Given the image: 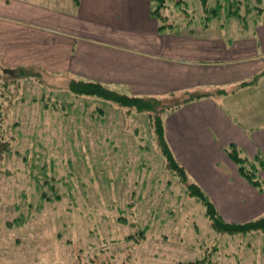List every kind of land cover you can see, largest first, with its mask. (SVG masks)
Here are the masks:
<instances>
[{"label": "rangeland", "instance_id": "374dc122", "mask_svg": "<svg viewBox=\"0 0 264 264\" xmlns=\"http://www.w3.org/2000/svg\"><path fill=\"white\" fill-rule=\"evenodd\" d=\"M179 4L174 13L192 9L195 24L214 9L210 20L264 21V0ZM5 42L0 31V264H264V230L216 224L263 217L264 182L253 194L225 179L232 172L221 169L224 160L214 171L219 156L170 147L184 181L164 154L157 121L165 127L186 95L161 98L148 111L77 94L59 72L11 58ZM19 67L26 71H8ZM250 161L246 171L260 169Z\"/></svg>", "mask_w": 264, "mask_h": 264}, {"label": "crops", "instance_id": "0c3cea01", "mask_svg": "<svg viewBox=\"0 0 264 264\" xmlns=\"http://www.w3.org/2000/svg\"><path fill=\"white\" fill-rule=\"evenodd\" d=\"M155 7L154 0H0V31L11 58L31 59L69 83L79 77L150 97L204 94L164 118L170 147L219 156L214 171L224 160L221 169L232 172L225 179L255 190L228 149L262 160L263 185L264 21L204 19L188 32L162 29Z\"/></svg>", "mask_w": 264, "mask_h": 264}, {"label": "trees", "instance_id": "16d2710c", "mask_svg": "<svg viewBox=\"0 0 264 264\" xmlns=\"http://www.w3.org/2000/svg\"><path fill=\"white\" fill-rule=\"evenodd\" d=\"M156 2V7L154 9V14L162 21L163 26L161 27L166 28V29H179L178 31L181 30V28H185L186 32H188L187 29L190 28V26L195 24V17L196 15L194 14L195 12L192 9H185L183 8V12L181 14H187L186 16H183L181 14H176L174 13L175 10L178 9V6H180V2L184 1V0H176V4L177 7L175 6H167V2L168 0H154ZM204 6H206L207 4L205 2ZM170 11V13H168V11ZM206 12H207V8H205ZM212 14V18H217L216 14H217V10L214 9ZM264 16V8L262 13H260V17ZM207 13L206 16L203 17L202 15V20H210V18ZM240 17V16H239ZM190 25V26H189ZM18 70H22V73H24L26 71V67H19V69L16 70H8L9 72H13V71H18ZM14 73V72H13ZM38 73V72H36ZM70 89L77 93V94H86V95H92V96H98V97H102L106 100H110L113 102H116L118 104H120L121 106H125V107H131V108H136L139 110H148L151 111L156 105H159V102L161 101V98L164 97H150V96H139V95H134V94H124V93H120L117 92L111 88H109L108 86H106L105 84L98 82V81H87V80H83V79H74L70 82ZM204 94H200V93H193V92H188L186 94V97L182 99V102L178 103L177 105L173 106L170 108V110L172 109H176L178 108L180 105L185 104L187 102L193 101L196 98H199L200 96H202ZM157 131L159 133V137H160V141H161V145L164 151V154L167 156V159L169 161V164L172 168L176 169L179 171V173L182 175V179L184 181L188 180L187 174L185 169L178 163V161L176 160L175 156L173 155V152L166 140V135H165V128L163 123L160 121V119L157 121ZM1 140V139H0ZM2 146V143L0 142V148ZM229 151V156L230 158L238 165L239 167V171L241 173V175L245 178H247L252 184H254V186L257 187H262V183L258 178V173L259 170L258 168L256 170L253 171H246V164H250L249 159L243 158L240 155L239 150L236 148V146H232L231 150ZM258 161H262L260 158H257ZM255 165V164H254ZM192 188L194 189V192H191L192 194L197 193L198 195L203 196V193L200 189L199 186H197L196 184H192L191 185ZM190 186V188H191ZM210 205V211L212 213H215V209L213 207V205L211 203H209ZM218 225L220 226H224L227 229H232V228H237L239 227L240 229H251V228H257V229H262L264 230V216L254 220L253 222H250L246 225H232V224H225L223 222L217 221ZM177 264H210L209 261L207 259H199L196 261H188V262H178Z\"/></svg>", "mask_w": 264, "mask_h": 264}]
</instances>
